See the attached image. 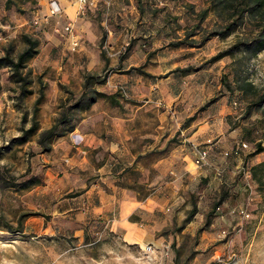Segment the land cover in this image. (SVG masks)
<instances>
[{"label": "rangeland", "instance_id": "rangeland-1", "mask_svg": "<svg viewBox=\"0 0 264 264\" xmlns=\"http://www.w3.org/2000/svg\"><path fill=\"white\" fill-rule=\"evenodd\" d=\"M52 1L0 0V55L10 45L15 53L21 51L26 45L24 33L41 40L39 53L28 63L34 91L23 100L18 97L19 85L12 79L11 69L0 67V264H264V164H260L264 163V151L254 153L259 143L264 146V102L249 110L253 91L231 94L228 90L227 81L235 86L234 60L244 51L208 61L233 44L236 33L206 39L199 27L195 43L190 39L175 45L198 22L203 28H214L218 18L213 12L204 20L199 16L209 0H93L87 5L80 0H57L62 7L59 14L51 13ZM62 3L77 6V12L72 9L75 17L65 14ZM69 23L71 30L66 29ZM116 58H129L136 64L135 70L149 72L155 83L170 77L180 80L176 93H181L183 100L169 108L162 103L159 111L140 113L134 121L139 138L155 146L153 151L158 154L168 153L184 137L181 119L186 114L208 113L223 95H230L233 110L225 117L232 128L205 138L219 144L214 156L219 168L215 171L225 175L226 181L219 182L220 174L213 186L208 179L200 181L192 199L202 219H195L194 227L189 226L186 232L187 217L167 227L163 231L166 241L154 246L153 253L144 251L146 243L129 244L98 223L89 224L83 233L70 217L52 218L45 213L50 206L41 194L27 195L38 184L30 188L13 185L34 174L40 183L45 178L46 166H41L39 156L46 152L38 145L39 133L31 134L24 143L15 139L31 126L35 100L42 89L45 99L37 114L40 130L54 123L69 88L60 84L62 94L50 99L48 79L69 74L80 82L87 71L110 73L118 66H104V61ZM187 66L192 67L188 73L176 69ZM242 66L262 92L264 50ZM81 84V89L78 83L73 84L76 94L83 90L84 82ZM233 130L237 136L231 135ZM220 157L226 160L222 162ZM140 163L146 164L145 160ZM126 173L139 195L154 186L152 172L134 169ZM58 195L59 200L70 197L65 191ZM24 214L28 215L19 224Z\"/></svg>", "mask_w": 264, "mask_h": 264}, {"label": "crops", "instance_id": "crops-1", "mask_svg": "<svg viewBox=\"0 0 264 264\" xmlns=\"http://www.w3.org/2000/svg\"><path fill=\"white\" fill-rule=\"evenodd\" d=\"M62 4L65 14L69 18L75 17L77 6ZM106 65L118 67L110 71L107 82L98 88L118 95L114 99L99 98L83 112L72 132L56 139L51 150L39 156L41 166H46L43 169L45 178L27 195L41 194L50 206L44 209L46 214L52 218H72L74 226L82 227L83 233L89 224L98 223L109 232L120 234L129 244L143 242L145 246L149 243L159 246L166 241L163 231L185 219L194 207L192 193L195 195V187L200 181L208 179L209 185L213 186L218 174L222 176L220 183L226 181L223 180L225 175L215 171L219 168L214 158L219 144L204 143L210 139L205 140L206 136H218L232 128L225 120L233 113L230 95H223L208 113L186 114L181 119L184 137L168 153L158 154L160 152L153 151L155 146L150 147V142L139 138L134 121L140 113L159 111L162 103L169 108L168 105L183 100V95L176 93L180 80L170 77L166 82L155 83L149 78V72L135 70L136 64L129 58H116L109 63L105 60ZM48 80L52 92L47 97L56 99L62 94L60 84L74 91L73 84L78 83L81 89L84 77H80V82L69 74ZM165 84L171 87H164ZM193 115L196 118L188 122ZM48 127L50 125L44 128ZM237 134L235 130L231 131L233 137ZM205 146L209 147V158L198 165L196 156ZM140 160H145L146 164L141 165ZM220 160L226 159L220 157ZM134 169L152 172L151 184L154 186L143 195H139L126 173ZM60 174L62 177L58 178ZM59 191L80 194L59 200ZM180 201L183 203L179 204ZM199 210L183 228L184 232L194 225L195 219H202Z\"/></svg>", "mask_w": 264, "mask_h": 264}, {"label": "trees", "instance_id": "trees-1", "mask_svg": "<svg viewBox=\"0 0 264 264\" xmlns=\"http://www.w3.org/2000/svg\"><path fill=\"white\" fill-rule=\"evenodd\" d=\"M139 2L141 3V0H139ZM209 12H213L218 18L214 28H203L200 22H198L193 28L187 29L184 38L174 42L175 45L186 43L190 39L192 43H195L196 39L193 37L197 33L199 27L206 33V39L214 36L226 38L232 33H236V41L226 49L219 51L208 61L214 62L227 55H233L237 51H244L245 54L241 58L234 60L236 65L235 86H233V83L230 81H227V87L231 94L237 90L244 94L249 91L254 92V98L249 104V110L254 105L261 106L264 102V90L259 92L260 90L256 88L251 77L248 76L245 72L246 70L242 68V64L246 63L247 60L257 57L264 50V0H209V5L199 12L200 18L204 20ZM24 39L26 45L18 53H15L14 46L10 45L5 48V53L0 55V67H9L11 69V77L19 85L18 97L22 100L34 91L32 68L28 63L39 53V46L41 43L38 37H33L28 33H24ZM191 68V66H187L185 68L178 67L176 69L188 73ZM107 72L108 70H106L105 73L87 71L84 76L83 90L79 94L66 89L67 96L61 101V110L56 116L54 123L50 127L40 130V122L37 118V114L40 105L45 99V93L42 89L35 100L31 126L25 128L23 130V135L18 136L15 140L24 143L31 134L38 132V145L44 152L50 151L54 141L72 132L82 119L83 112L99 98L109 97L114 99L118 95L117 93H105L98 88L99 85H103L107 82L109 76ZM205 107L206 105L202 106L201 109H205ZM195 118L196 115H193L188 118L187 121H192ZM262 151H264V146L262 143H259L254 153L257 154ZM258 165L253 166V174ZM39 183V177L34 174L23 182H13V185L19 186L20 188H30ZM78 194H80V192L71 193L70 196ZM197 211V206H194L189 212L186 221L191 220ZM34 214H38V212H34ZM27 215L28 214H24L22 216L19 224L22 223L23 218ZM175 264L178 263L176 262Z\"/></svg>", "mask_w": 264, "mask_h": 264}, {"label": "built area", "instance_id": "built-area-1", "mask_svg": "<svg viewBox=\"0 0 264 264\" xmlns=\"http://www.w3.org/2000/svg\"><path fill=\"white\" fill-rule=\"evenodd\" d=\"M81 3H83L84 5H87L89 3H93V0H80ZM51 7V13L52 14H59L62 11V7L60 5V3L57 0H54L51 2L50 4ZM73 28L72 24L69 23L66 26L67 30H71ZM78 43L76 42L75 45H77ZM214 142L213 138L208 139V141L206 142V145H212ZM246 145V144H245ZM228 153V152H227ZM209 158V147L205 146L199 149L198 154L196 156L195 162L198 165H202L204 163L207 162ZM154 245L149 243L145 246L144 251L145 252H150L153 253L154 252Z\"/></svg>", "mask_w": 264, "mask_h": 264}]
</instances>
